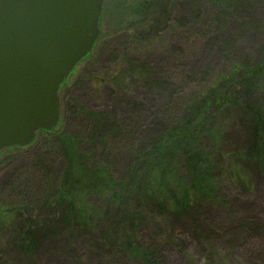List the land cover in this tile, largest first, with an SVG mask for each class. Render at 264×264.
<instances>
[{"label": "rangeland", "instance_id": "1", "mask_svg": "<svg viewBox=\"0 0 264 264\" xmlns=\"http://www.w3.org/2000/svg\"><path fill=\"white\" fill-rule=\"evenodd\" d=\"M99 30L92 50L59 86L58 125L51 131L39 130L28 146L0 153V264H133L122 252L123 244L132 238L123 233L124 228L116 226V207L113 201L109 206L106 198L111 199L120 182L129 184L126 169L131 164V152L136 150L138 163H144L145 147L156 139L155 116L163 110L166 100L173 102L196 94L219 75L227 74L234 63L253 65L260 61L264 55V0H103ZM165 74L175 77L174 92L164 91L160 79ZM251 88V97L262 101L264 75ZM136 103L145 105L150 112L153 125L149 129L146 119L143 125L137 124V119L128 113V127L115 131L103 144L89 147L92 112H108L114 118L115 109L126 114L127 105L134 108ZM225 115L230 116L228 120L235 118L233 113ZM224 116L222 121L210 123V128L223 129ZM228 126L232 128L223 133L222 145L203 141L200 156L204 166L212 165V176L220 178L219 195L228 198L238 213L234 220L226 217V222L250 219L259 227L258 240L244 243L237 242L231 234H214L208 241L196 237L183 221L151 220L145 229L153 239L161 232L172 235L181 231L171 244L162 247L160 264H264V174L248 166L249 182L233 183L228 172L237 169L233 155L243 144L244 128L237 121H228ZM80 150L85 156L92 154L96 164L107 165L104 176L108 183L100 180L97 188L74 185L69 191L77 208L73 209L70 230L54 221L48 222L50 228L46 230L47 219L43 216L48 211L37 205L52 200L58 177L68 160L77 159ZM140 169L144 167L134 169L135 173L139 170L140 174ZM81 178L80 174L75 176ZM21 202L29 203L27 206L37 204L29 207L28 211L34 213L29 221L16 219L13 225L3 224L1 217L10 216ZM109 208L112 213L108 218L92 221L86 234L79 231V209L90 214ZM212 211L203 208L200 213L209 219L219 216ZM40 221L43 227L36 226ZM24 225H35L31 231L39 232L35 233L37 248L30 258L13 245L16 227ZM119 229L123 231L120 236ZM111 238L118 239L124 255L118 262L112 258Z\"/></svg>", "mask_w": 264, "mask_h": 264}, {"label": "trees", "instance_id": "2", "mask_svg": "<svg viewBox=\"0 0 264 264\" xmlns=\"http://www.w3.org/2000/svg\"><path fill=\"white\" fill-rule=\"evenodd\" d=\"M168 21L169 19L165 25H168ZM214 22L219 23L220 20ZM208 25L211 26L210 23ZM263 75L264 55L253 65L232 64L227 74L219 75L212 84L202 86L196 94L192 93L177 100L173 99V102L166 100L163 110L157 112L155 116L157 120L154 123L157 125L155 127L156 139L150 144L154 146V149L148 145L149 149L146 145L144 163H138L136 150L130 153L131 164L126 169L129 184L120 182V188L111 195V199L106 198V202L113 201L112 204L116 207L114 208L116 226L124 228L125 232L118 230L119 236L123 232L132 238V241H126L123 244L125 246L123 251L119 250L118 239L111 238L109 246L115 262L124 257L122 253L124 252L133 264L161 263L159 258L163 252L162 247L171 244L175 235L181 231H176L172 235L161 232L153 239V236L148 235L145 229V225L151 220H158L159 223L183 221L184 225L188 223L189 230L196 237L208 241L213 240L214 234H231L237 242L244 243L248 240H258L256 231L259 227L250 219L243 220L242 218L234 224L226 222V217L234 220V216L238 213L235 212L228 198L219 195L217 181H220V178L212 176L214 170L211 164L203 165L199 146L203 141H210L215 146L222 145L223 133L226 132V128H232L228 126V121H237L244 128V141L238 151H235L238 153L233 155L237 169L228 172L230 179L233 183L247 184L250 180L246 174L248 166L264 174V99L258 101L252 98L250 91L252 84ZM174 78L173 75L165 74L160 79L161 84L165 86V92H174L177 88ZM169 88L172 89L169 90ZM133 105L134 108L127 105L129 111L126 114H120L115 109L117 113L115 112L114 118L108 112H92L93 115H90L91 135L87 142L89 147L103 144L113 134H116L115 131L128 127L127 116L129 114L137 119V124L143 125L146 119V128L149 129L153 125V123L150 124L152 122L148 115L150 112L144 109L143 104ZM225 113H233L234 120H228L230 116L225 115V117ZM223 116L226 120L223 129L220 127L222 132L219 128L211 129L210 123H214L216 119L222 121ZM45 133L51 132L45 131ZM90 155L85 156V153L80 150L77 159L68 160L62 175L58 177L57 186L53 189L52 200L30 205L32 207L37 205L39 209L42 207L48 211L43 216L47 219V222H44L46 230L50 228L49 221L57 222V225H62L63 229L70 230V220L75 214L73 209L76 204L69 190L74 185L97 188V185L101 184L100 180L105 181L107 185L108 182L104 176L108 171L107 165L105 163L96 164L92 154ZM143 167L144 170L140 169V171L143 170L140 174L139 170L135 173L134 169ZM77 174L82 175L81 180L75 179ZM124 179L121 178L120 181L126 182ZM109 182L114 183L111 178ZM26 204L29 205V203L21 202L18 208L10 211V216L6 215L4 219L1 217L3 224L13 225L16 219L29 221L28 219L34 213L28 211L31 208L29 209L30 206ZM203 208L213 210L212 212L218 213L219 216L209 219L208 216L200 213ZM111 213V208L90 214L79 209V231L86 234L85 232L89 230L87 226L91 225L92 221L106 219ZM40 222L41 224L38 223L36 226L43 227V221ZM207 222H209V227ZM36 226L30 228L26 225L17 226L13 240V245L18 246L21 253L29 255V258L34 255L37 248L35 233L39 234V232L31 231Z\"/></svg>", "mask_w": 264, "mask_h": 264}, {"label": "water", "instance_id": "3", "mask_svg": "<svg viewBox=\"0 0 264 264\" xmlns=\"http://www.w3.org/2000/svg\"><path fill=\"white\" fill-rule=\"evenodd\" d=\"M103 0H0V153L60 121L59 86L93 48Z\"/></svg>", "mask_w": 264, "mask_h": 264}]
</instances>
